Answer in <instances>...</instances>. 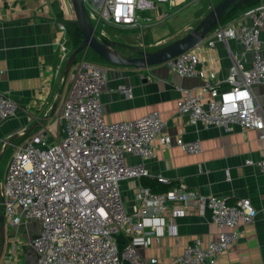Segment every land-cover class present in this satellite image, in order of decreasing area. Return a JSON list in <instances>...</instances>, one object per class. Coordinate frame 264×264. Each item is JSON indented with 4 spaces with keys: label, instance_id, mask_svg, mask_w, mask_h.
<instances>
[{
    "label": "built area",
    "instance_id": "built-area-1",
    "mask_svg": "<svg viewBox=\"0 0 264 264\" xmlns=\"http://www.w3.org/2000/svg\"><path fill=\"white\" fill-rule=\"evenodd\" d=\"M96 32L100 25L121 30H139L143 36L152 26L165 21L170 12L160 4L178 7L183 0H84ZM148 10L151 12L146 13ZM264 27V4L249 8L241 20L218 23L193 49L169 59L165 64L180 76H200L205 84L197 93L182 89L177 102L188 122L230 129L241 126L256 130L264 139V112L253 87L264 83V56L259 49ZM104 33V32H103ZM242 42L255 51L249 63L242 54L230 68L227 78L214 85V74L200 67L199 49L206 43ZM59 49L62 71L73 51L68 29L58 23L54 41ZM71 86L60 120L63 135L48 139L43 129L16 145L8 172L1 182L4 217L12 226L25 220H39L41 230L30 241L37 264H163L157 257L146 258L141 250L159 243L166 234L176 235L179 218L210 211L219 228L217 238H195L183 252L167 264H218L220 257L237 243L245 227L255 219L257 210L249 198L230 202L227 197L206 195L190 188L183 180L172 189L156 192L140 185L132 202L124 197L122 183L150 175L144 162L132 163L129 156L143 161L156 156V142L164 149L175 143L190 154L202 151L201 141H185L164 131L166 121L159 111L135 119L107 122L102 94L108 80V68L83 56L70 70ZM226 84L225 89L220 85ZM122 92L130 91L122 86ZM224 92L229 93L225 97ZM18 104L0 93V125L16 116ZM28 132V126L21 131ZM248 164L254 161L247 160ZM264 172V150L257 162ZM226 175L230 179L229 170ZM160 183L170 180L158 176ZM127 238L119 247L118 235ZM4 249L3 247L1 249ZM21 247L15 235L1 264H17ZM0 254V255H1Z\"/></svg>",
    "mask_w": 264,
    "mask_h": 264
},
{
    "label": "crops",
    "instance_id": "crops-1",
    "mask_svg": "<svg viewBox=\"0 0 264 264\" xmlns=\"http://www.w3.org/2000/svg\"><path fill=\"white\" fill-rule=\"evenodd\" d=\"M204 1L207 0H183L178 8H171L168 3L160 4L161 10L170 12V16L147 30L148 39H151L152 28L158 25L172 28L180 13L198 4L204 9ZM213 4L214 0H208L205 15ZM262 4L264 0H261ZM58 9L57 0H0V93L9 95L18 104L16 116L0 125V185L8 172L16 145L26 137L43 129L48 130V139L52 141L64 134L59 116L71 79L70 73L65 77V67L59 74L56 73L60 61L59 49L54 43L60 22ZM245 11H241L234 20H241ZM193 28L186 26L187 34ZM164 40L154 45H161ZM259 44L258 51L264 56V27ZM197 49L199 66L214 74V85L227 78L232 64L242 54L252 63L256 53L246 50L245 45L237 40L218 42L212 48L204 43ZM102 64L108 68V80L102 94V108L107 122L135 120L159 111L166 121L164 131L173 139L182 137L185 141L199 140L202 144L200 153L190 154L175 143L164 149L160 142H156L154 158L143 161L140 157L129 156V162H144L150 175L123 181L122 189L127 202H132L133 192L140 185L151 187L155 181L154 188L163 186L167 191L180 180L203 194L227 197L230 202L249 198L257 210L255 219L245 227L240 240L220 257L218 264H264V172L257 165L262 158L264 139L259 137V132L244 130L238 125L226 129L206 126L203 122L189 123L188 116L178 111L177 102L182 96V89L197 93L204 86L205 81L200 76H180L165 63L143 69L118 66L107 61ZM122 86L130 91L122 92ZM220 87L225 89L226 84L222 83ZM253 91L264 112V83L256 84ZM223 95L229 97L227 92ZM26 126L28 132L22 135L21 131ZM249 159L254 163L248 164ZM226 170H229L230 179ZM158 176L168 178L170 183H160ZM2 217L4 207L0 189V220ZM4 224V249L0 264L15 235L21 247L17 264H37V254L30 241L40 232L41 222L25 220L19 226H12L4 217ZM176 225V235L166 233L159 243L142 249L143 256L157 257L161 263L167 264L195 238L207 241L217 238L219 233V228L211 220L210 211L204 216L195 212L179 218Z\"/></svg>",
    "mask_w": 264,
    "mask_h": 264
},
{
    "label": "water",
    "instance_id": "water-1",
    "mask_svg": "<svg viewBox=\"0 0 264 264\" xmlns=\"http://www.w3.org/2000/svg\"><path fill=\"white\" fill-rule=\"evenodd\" d=\"M249 0H221L214 5L210 12L184 37L179 38L172 43L160 47L153 51L139 50L135 46L110 41L106 38H98L94 25L89 19L88 10L84 0H71L72 9L76 16V21L84 35L81 45L72 51L64 70L65 77H68L72 65L80 52L93 50L101 58L110 64L118 66H128L134 68H149L160 65L172 59L185 51L193 49L200 44L211 32L216 24L220 22L222 16L228 11L237 9ZM127 47L136 53V56L124 55L118 48ZM85 54V53H84ZM0 254L4 243V217L0 220Z\"/></svg>",
    "mask_w": 264,
    "mask_h": 264
},
{
    "label": "rangeland",
    "instance_id": "rangeland-1",
    "mask_svg": "<svg viewBox=\"0 0 264 264\" xmlns=\"http://www.w3.org/2000/svg\"><path fill=\"white\" fill-rule=\"evenodd\" d=\"M214 1H218V0H214ZM62 2H63V4H65L67 6L70 13H74L73 9H72L71 0H62ZM206 3L208 4V0L204 1V3L202 4L204 6V9L200 8L201 4L188 7L186 10H184L182 13H180L178 15V17H177L178 21H177L176 25H173L172 28H169V27L166 28L165 25L155 26L150 31V35H151L150 40L148 39L147 33L143 36H140L139 30H121V29L115 28L113 26H107V25L106 26L100 25L98 31L96 32V36L98 38H106L110 41H116L118 43H123L126 45L135 46L139 50L153 51V50H156L160 47L166 46V45L172 43L173 41H175L179 38L184 37L187 34L186 26L190 25L191 27L195 28L200 23V21L202 20V17H205L207 15V14L205 15ZM58 6H59V4H58ZM176 8H178V7H176ZM149 12H151V11L148 10L146 13H149ZM163 39H165L164 40L165 43H163L161 45H154V43H158V41L163 40ZM118 49L124 55L136 56V53L127 47H124L123 49H121V48H118ZM83 53H86L85 59H87L89 61H93V62H96L99 64L105 63V61L102 58L96 56L94 54V51L91 49H88L86 52L83 51ZM65 93H66V91H65ZM37 229H39V228L37 227Z\"/></svg>",
    "mask_w": 264,
    "mask_h": 264
},
{
    "label": "trees",
    "instance_id": "trees-1",
    "mask_svg": "<svg viewBox=\"0 0 264 264\" xmlns=\"http://www.w3.org/2000/svg\"><path fill=\"white\" fill-rule=\"evenodd\" d=\"M57 1L59 4V9L57 11V17L61 22H63L66 25V27L68 29V33L70 35V39H71V46H72L73 51H74L83 42L84 35H83V33H82V31H81V29H80V27L76 21L75 13H70V12L68 13L69 10H68L67 6L65 4H63L62 0H57ZM220 1L221 0L214 1L213 5L218 4ZM260 3H261V0H249L245 4L238 7L237 9L232 10L231 8H229L228 11L220 19V23H227L229 21H232V20L238 18L241 11L247 10V9L255 7V6H258V5H260ZM94 54L101 58V56H99L97 53L94 52ZM83 56H86V53L84 54L83 52H80L78 54V56L76 57L77 59L75 60V62H77L78 59H81ZM75 62H74V64H75ZM150 186L156 192H162L165 190L164 189L165 187H163V186L154 188L155 187V181L152 182ZM118 240H119V247L123 248V246L127 242V238L120 234V235H118Z\"/></svg>",
    "mask_w": 264,
    "mask_h": 264
}]
</instances>
